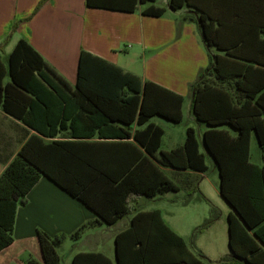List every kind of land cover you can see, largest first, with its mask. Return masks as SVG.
<instances>
[{"label":"trees","instance_id":"16d2710c","mask_svg":"<svg viewBox=\"0 0 264 264\" xmlns=\"http://www.w3.org/2000/svg\"><path fill=\"white\" fill-rule=\"evenodd\" d=\"M87 5L129 12L134 8L99 0H87ZM169 7H188L182 21L197 23L205 44L223 50L214 36L213 20L199 0H170ZM165 11L151 6L143 14L160 17ZM245 58L238 52L210 53L209 66L191 85L193 113L208 126L203 143L218 168L220 193L232 208L228 214L231 252L218 264H264V165L251 161L250 149L255 134L264 159V83H250L249 69L238 74L226 65ZM183 105L182 95L143 82L87 51L80 54L72 90L47 71L36 49L19 40L7 63L0 57V108L38 135L29 137L0 175V251L13 243L17 209L27 203L28 193L42 177L108 226L130 215L140 197L154 199L181 191L165 168L189 172L181 176L187 181L185 203L190 202L189 197L199 190V175L190 173L203 174L209 169L197 131L188 127L184 143L165 151L161 149L165 131L151 121L157 116L181 123ZM134 125L140 128L133 132ZM60 134L62 138L56 139ZM219 216L215 210L202 228L214 224ZM91 225L83 224L71 237L79 239ZM38 237L43 262L30 258L24 264H61L58 249L67 235L39 232ZM115 248L116 261L102 253H79L72 264H210L206 256L189 249L158 208L137 211L130 226L116 235Z\"/></svg>","mask_w":264,"mask_h":264},{"label":"crops","instance_id":"0c3cea01","mask_svg":"<svg viewBox=\"0 0 264 264\" xmlns=\"http://www.w3.org/2000/svg\"><path fill=\"white\" fill-rule=\"evenodd\" d=\"M41 1L0 0V44L9 37L7 43L0 48V57L4 63H7L8 56L18 41L23 39L44 58L47 71L66 81L72 90L76 86L82 51L90 52L119 66L125 72L139 76L143 82L151 81L170 89L184 97L182 121L185 118L186 104L191 119L198 126L195 129L200 150L202 151L201 147L204 148L202 152L207 158L211 156L205 149L203 134L208 126L200 123L193 113L191 85L200 71L209 66L210 53L222 55L229 51L246 56L245 59H236L237 62H227L228 69L234 73L238 70V74L249 69L250 83H264V0H199V5L205 7L213 20L214 36L223 50L217 46L208 47L198 24L182 21L189 8L173 10L169 7L170 0L146 3L141 0H99L113 5L133 6L130 12L89 7L87 0H46L35 12ZM151 6L165 8L166 11L160 17L144 15L143 11ZM8 80L7 78L6 81ZM155 119L163 118L156 116L151 121L164 129V124L157 123ZM188 127L194 128L193 125H187L186 131ZM138 128L140 127L134 125L132 131ZM164 131L162 144L166 135V130ZM34 134L38 135L35 130L0 108V175ZM62 136L60 134L56 139ZM253 137L258 142L253 134L251 161L263 166L262 155L260 162L252 159ZM185 138L186 134L172 140L170 150L182 145ZM164 170L168 176L170 173L180 176L189 174L169 168ZM141 200L142 197L138 202ZM156 208L161 209H139L135 206L130 215L115 225L108 226L96 221V215L91 210L48 178L42 177L28 193L27 203L19 205L17 209L14 241L0 251V264H24L30 258L43 262L39 232L52 237L66 234V240L69 238L76 245L70 253L71 260L79 253H102L116 261V235L130 226V220L137 211ZM230 209L232 210L231 207ZM161 210L167 223L185 239L184 232L181 231L184 226L179 218L172 212L167 217ZM122 221L124 222L120 225ZM86 223L92 225L84 230L79 239L74 240L71 235ZM201 255L209 258L207 254ZM222 258L215 259V264Z\"/></svg>","mask_w":264,"mask_h":264},{"label":"rangeland","instance_id":"374dc122","mask_svg":"<svg viewBox=\"0 0 264 264\" xmlns=\"http://www.w3.org/2000/svg\"><path fill=\"white\" fill-rule=\"evenodd\" d=\"M184 113L185 118L181 123H172L163 119H155L157 123H163L164 129L166 130V135L162 144L163 150H170V147H172V140H177L180 136L184 137L187 125H193L194 128L198 129L196 122L193 121L189 115L186 104ZM222 127L227 128L226 126ZM201 149L204 151L203 147H201ZM261 155L262 150L260 145L256 142L255 137H253V161L260 162ZM207 164L209 169L206 173L199 175V190L194 193L192 197H189V199H191L190 202L185 203V200L188 198L187 188L185 187L187 181H183L182 176L170 173L169 175L173 181L181 186L180 192H171L158 199L142 197V200L139 202L138 200L140 198L137 201L135 200L134 205L139 209L159 207L163 209L167 217H169V213L172 212L175 217L179 218L184 226V229L181 231L184 232L188 247L195 254L204 253L209 255L208 261L210 264H215V259L218 257H225L231 252L228 229L230 205L221 197L220 175L214 160L208 157ZM215 210L220 211L219 219L211 226L203 229V224L213 215ZM123 222L124 221H122L120 225H122ZM74 246H76L75 242L70 241L69 238L66 240V243H63V247L61 246L62 248L59 249L62 255L61 264L72 263L70 253L74 249Z\"/></svg>","mask_w":264,"mask_h":264}]
</instances>
